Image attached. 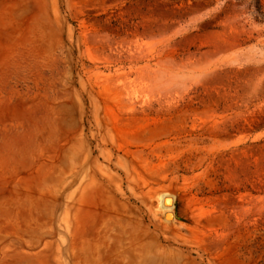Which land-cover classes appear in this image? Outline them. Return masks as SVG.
<instances>
[{"label":"rangeland","instance_id":"1","mask_svg":"<svg viewBox=\"0 0 264 264\" xmlns=\"http://www.w3.org/2000/svg\"><path fill=\"white\" fill-rule=\"evenodd\" d=\"M258 1L0 0V264H259Z\"/></svg>","mask_w":264,"mask_h":264},{"label":"bare ground","instance_id":"2","mask_svg":"<svg viewBox=\"0 0 264 264\" xmlns=\"http://www.w3.org/2000/svg\"><path fill=\"white\" fill-rule=\"evenodd\" d=\"M159 206H160V208L163 211V215H164L165 221H171L172 220V217L170 215V209H171V206H172V200L169 199V198L164 197L161 200V203H160Z\"/></svg>","mask_w":264,"mask_h":264},{"label":"trees","instance_id":"3","mask_svg":"<svg viewBox=\"0 0 264 264\" xmlns=\"http://www.w3.org/2000/svg\"><path fill=\"white\" fill-rule=\"evenodd\" d=\"M257 12H258V15L260 17H263L264 16V11L262 9V6H261V3H260V0L257 2ZM261 252H262V259L261 261L259 262V264H264V247H261Z\"/></svg>","mask_w":264,"mask_h":264}]
</instances>
